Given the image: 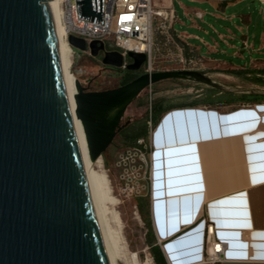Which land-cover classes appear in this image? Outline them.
I'll use <instances>...</instances> for the list:
<instances>
[{
  "label": "water",
  "instance_id": "95a60500",
  "mask_svg": "<svg viewBox=\"0 0 264 264\" xmlns=\"http://www.w3.org/2000/svg\"><path fill=\"white\" fill-rule=\"evenodd\" d=\"M53 0H0V264H111L89 186L75 116L67 93ZM79 19L104 25L105 0H76ZM69 43L87 51L84 40ZM104 53L105 66L120 69L124 57ZM127 69L140 71L147 55L129 52ZM202 82L231 90L196 71L143 74L119 88L86 92L79 83L76 114L97 160L112 143L122 115L108 123L90 115L167 79ZM240 93V91H233ZM232 92V93H233ZM255 91H244L251 93Z\"/></svg>",
  "mask_w": 264,
  "mask_h": 264
},
{
  "label": "crops",
  "instance_id": "0c3cea01",
  "mask_svg": "<svg viewBox=\"0 0 264 264\" xmlns=\"http://www.w3.org/2000/svg\"><path fill=\"white\" fill-rule=\"evenodd\" d=\"M259 0H153L173 8L171 32L210 61L233 70L264 69V26L254 40L244 36L232 58L211 57L190 43L186 28L209 11L226 12ZM204 9V10H202ZM249 9V8H248ZM251 24V15H243ZM247 40L248 46H244ZM234 47V46H232ZM222 57L226 54H220ZM256 57V58H254ZM150 213L157 245L168 264H202L208 222L227 244L224 264H264V103L219 108H176L166 112L150 136Z\"/></svg>",
  "mask_w": 264,
  "mask_h": 264
},
{
  "label": "rangeland",
  "instance_id": "374dc122",
  "mask_svg": "<svg viewBox=\"0 0 264 264\" xmlns=\"http://www.w3.org/2000/svg\"><path fill=\"white\" fill-rule=\"evenodd\" d=\"M260 8V4L251 1L247 5L238 6L226 12L209 11L204 18L197 19L202 26L201 29L186 28L185 32L192 36L190 43L202 47L205 52L208 48L204 44L208 43L213 50L211 57L225 58L237 65L245 64L253 59L247 51L243 52L246 61L240 58L233 59L232 56L237 48H241L240 41L244 36L254 40L255 33L261 32L264 26V14L261 13ZM243 15H251L252 23H245ZM222 53L226 56L222 57L220 55ZM182 57L186 62H181ZM69 60L72 75L78 79L86 92L111 90L118 86L117 76L106 69L108 66L102 63V56L92 57L70 50ZM151 65L153 73L164 71L202 73L213 82L231 90L230 93L240 91V93L233 92L236 95L244 91L264 92L263 86L254 84L250 74L244 73L245 69L233 70L227 64L203 58L195 49L173 35L171 30L169 34L161 30L155 32ZM240 70L241 72L238 73ZM144 74L147 73L144 72ZM212 89L220 92L205 83L180 78L167 79L144 89L127 108L116 127L112 143L98 158L102 160L103 167L97 170L108 177L111 197L115 200V202L107 203V216L117 241L114 246L116 264H156L147 241V227L137 205L139 198L150 197L149 157L153 104L161 99L166 100L168 105L183 103L188 95L205 97ZM239 106L241 105H220L219 109L229 110ZM120 131H123L122 137L119 136ZM146 132L148 137L142 139L140 136ZM139 140H144L141 151L134 148ZM141 153L146 155L147 164Z\"/></svg>",
  "mask_w": 264,
  "mask_h": 264
},
{
  "label": "built area",
  "instance_id": "2783aa9c",
  "mask_svg": "<svg viewBox=\"0 0 264 264\" xmlns=\"http://www.w3.org/2000/svg\"><path fill=\"white\" fill-rule=\"evenodd\" d=\"M56 1L61 24L65 30V40L70 50L92 56L90 45L93 42L103 43L106 51H118L123 55L124 65L121 69H127L130 64L128 62L129 52L143 53L147 55V62L143 66L147 74L153 73L151 60L154 53L155 32L161 30L169 34L177 17L173 8H158L153 0H105L103 25L98 23V18H94V22L79 19L76 0ZM259 1L264 6V0ZM71 36L84 40L88 46L87 51L74 48L69 43ZM244 46H248L247 41L244 42ZM99 56H102L103 60L104 53ZM181 62H186L183 57ZM142 142L144 140L139 144L142 145ZM141 154L147 164L146 155ZM149 169L150 184L151 162ZM226 250L227 244L216 238L215 226L208 222L202 264H224L227 261Z\"/></svg>",
  "mask_w": 264,
  "mask_h": 264
},
{
  "label": "bare ground",
  "instance_id": "6f19581e",
  "mask_svg": "<svg viewBox=\"0 0 264 264\" xmlns=\"http://www.w3.org/2000/svg\"><path fill=\"white\" fill-rule=\"evenodd\" d=\"M50 7L52 10L54 23H55L56 37H57L59 52L63 66L67 93L69 96L73 114L75 116V127L83 154V159L86 167L93 203L96 209L97 217L99 220V224L101 227V231L103 234V238L110 262L111 264H116L114 246L117 241L114 231H112L113 229L109 224V218L107 216L108 213L107 203L109 201L115 202V200H113V198L111 197V187L108 177L104 173H101L99 170H97L103 167L102 160L98 159L95 161L92 159L90 147H89L87 129L85 128L82 119L79 118L76 114V108H77L76 97L80 91L79 81L75 76L72 75L70 71L71 68V63L69 60L70 48L65 40V30L63 25L61 24L60 13L57 7V1L56 0L51 1ZM132 96H127L121 101L109 107L93 110L90 112V115L97 120H104L107 121L108 123H112L114 120L118 119L122 115V113L126 111L127 108L130 106V101L132 99Z\"/></svg>",
  "mask_w": 264,
  "mask_h": 264
},
{
  "label": "trees",
  "instance_id": "16d2710c",
  "mask_svg": "<svg viewBox=\"0 0 264 264\" xmlns=\"http://www.w3.org/2000/svg\"><path fill=\"white\" fill-rule=\"evenodd\" d=\"M128 62L132 61L128 59ZM107 70L112 71L114 75L117 76L119 83L116 88L124 86L141 75L144 74V69L142 68L140 71H130L128 69H115L112 67H106ZM238 71V73H240ZM245 74H250L252 77V81L254 84L264 87V69L253 70V69H245ZM94 92H100L103 90H93ZM106 91V90H104ZM185 102L179 104H167V101L164 99L156 101L152 106V116H151V124L152 129L157 126L162 116L176 108H196V107H207V108H219L220 105L230 106V105H244V104H262L264 103V92H251V93H243L236 95L234 93H222L217 92L212 89L209 91L205 97L188 95L185 97ZM129 127V126H128ZM127 127V128H128ZM122 132L120 131L119 136L122 137ZM142 139H146L148 137V132L140 136ZM126 138L124 137V140ZM140 141V140H139ZM137 141V142H139ZM135 143L136 149H142L143 146L139 143ZM137 205L139 207V212L141 217L147 227V241L150 245V251L153 255L156 264H168L166 258L164 257L161 248L156 244L157 239L153 230L152 221H151V213H150V197L144 198L141 197L137 200Z\"/></svg>",
  "mask_w": 264,
  "mask_h": 264
}]
</instances>
